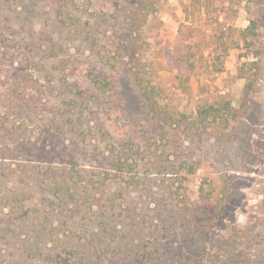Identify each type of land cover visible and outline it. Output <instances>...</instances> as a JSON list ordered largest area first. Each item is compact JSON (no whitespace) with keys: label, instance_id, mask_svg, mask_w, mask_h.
<instances>
[{"label":"rangeland","instance_id":"obj_1","mask_svg":"<svg viewBox=\"0 0 264 264\" xmlns=\"http://www.w3.org/2000/svg\"><path fill=\"white\" fill-rule=\"evenodd\" d=\"M133 1L0 0V264H264V0Z\"/></svg>","mask_w":264,"mask_h":264},{"label":"trees","instance_id":"obj_2","mask_svg":"<svg viewBox=\"0 0 264 264\" xmlns=\"http://www.w3.org/2000/svg\"><path fill=\"white\" fill-rule=\"evenodd\" d=\"M132 6L134 8L135 18H138V16L142 14L144 20L146 19L148 12L153 11L155 9L154 3L149 0H134ZM133 21L131 23H133ZM237 31L239 34V39H242L245 44L251 45L253 37L256 36V23L254 20H251L249 25H247L244 28H239ZM231 42L233 44L235 43V40L231 39ZM226 50L227 48H224L223 52H225ZM215 59L217 61L219 60V65H223L224 53L217 54ZM190 64L192 65V62H190ZM222 68L223 67L218 68L216 71H221ZM240 70L242 72L241 77H245V79H249V82L246 83L243 89V94H245V97H247L249 93L248 89L252 86L253 82L245 74L243 68H241ZM237 112L238 109L234 108L232 106L231 101L226 99L225 97H221L219 100L215 102H209V103L201 102L196 108V112L192 118L191 124L195 127L205 128L208 125H212L216 123L226 128L230 125L231 121L236 119ZM114 165L116 167V170H119V177L121 179H124V181L127 183L131 182V177L128 176L126 172L124 173V167L121 166L120 162H118V164L114 163ZM129 167L131 166L129 165ZM189 169L190 172L194 171L193 167H189ZM213 190L214 187H212L207 193H205L203 187L202 186L199 187V196L204 203H210V200L212 199ZM225 192H226L225 189H221V192H219L220 196L218 194L215 195V197L217 198V202L215 206L209 204V206L212 207L213 209L210 211L204 210L203 215L206 217L199 219L200 222L202 223L205 222L207 226L209 223L215 224L217 221V217L223 215L225 208V201H224V196L226 194ZM120 251H122V253L119 255L120 257L119 260L121 261L122 264H133L132 262L138 261L139 254L136 253L135 251H128V252H123V250ZM118 254L119 252L115 254L114 257L118 256ZM41 255L43 256V261L45 262L44 264H65V262L60 257L61 254H54L52 252L50 253L42 252ZM160 259L161 257L157 255L156 261L152 263L161 264ZM67 264H72L71 260H69Z\"/></svg>","mask_w":264,"mask_h":264}]
</instances>
